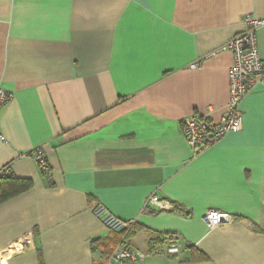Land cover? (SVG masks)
Instances as JSON below:
<instances>
[{"label":"crops","instance_id":"obj_1","mask_svg":"<svg viewBox=\"0 0 264 264\" xmlns=\"http://www.w3.org/2000/svg\"><path fill=\"white\" fill-rule=\"evenodd\" d=\"M250 16L264 20V0H0V87L13 95L0 174L32 182L0 205V264H111L121 236L98 205L136 221L140 264H264V87L243 101L241 132L199 155L182 134L195 114H227L223 48ZM257 39L264 63V27ZM152 196L173 210L147 213ZM209 211L233 222L210 229ZM171 244L181 252L164 254Z\"/></svg>","mask_w":264,"mask_h":264},{"label":"built area","instance_id":"obj_2","mask_svg":"<svg viewBox=\"0 0 264 264\" xmlns=\"http://www.w3.org/2000/svg\"><path fill=\"white\" fill-rule=\"evenodd\" d=\"M247 31L235 37L224 46L233 54L234 65L230 72V100L227 114L220 123L214 124L207 117L193 115L182 122V134L195 155H199L223 140L230 133H239L243 129L242 103L245 98L258 86L264 87V63L258 49V31L264 27V20L247 17ZM196 67V65H193ZM13 99L12 93L0 87V111ZM4 141V139L2 138ZM34 161L42 172L49 173L50 166L44 152L40 149L33 154ZM147 213L158 214L173 210V206L156 196L146 203ZM94 216L104 225L108 232L126 235L137 224L136 221H122L111 214L104 206L98 205L93 210ZM204 222L210 229L229 225L233 219L227 214L209 211L204 216ZM181 249L171 244L164 250L168 256L177 255ZM147 254L135 249L129 239L121 241L111 258V264H140Z\"/></svg>","mask_w":264,"mask_h":264},{"label":"trees","instance_id":"obj_3","mask_svg":"<svg viewBox=\"0 0 264 264\" xmlns=\"http://www.w3.org/2000/svg\"><path fill=\"white\" fill-rule=\"evenodd\" d=\"M43 173L45 176L49 174ZM31 187L32 182L30 180L17 179L11 174L9 169H5L0 174V205L28 191ZM136 228L137 225H135L127 235L125 233L117 234L121 236L120 243L125 236L129 239L135 233Z\"/></svg>","mask_w":264,"mask_h":264}]
</instances>
